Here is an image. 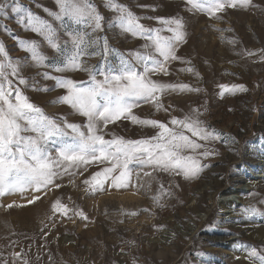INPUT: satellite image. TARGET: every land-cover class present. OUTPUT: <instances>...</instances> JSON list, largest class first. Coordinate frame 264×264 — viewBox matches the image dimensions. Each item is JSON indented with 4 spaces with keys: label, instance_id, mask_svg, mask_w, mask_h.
<instances>
[{
    "label": "rangeland",
    "instance_id": "374dc122",
    "mask_svg": "<svg viewBox=\"0 0 264 264\" xmlns=\"http://www.w3.org/2000/svg\"><path fill=\"white\" fill-rule=\"evenodd\" d=\"M19 2L49 21L61 43L68 39L61 22L44 11H58L56 0ZM118 2L141 17V23L148 27H161L149 17L183 19L186 37L177 54L190 64L172 61L167 65L168 75L153 74L152 78L199 89L164 95L163 103L173 106L167 112H157L150 103L143 102L133 111L141 117L167 122L172 115L182 117L197 109L205 126L221 134V139L207 144L216 154L200 158L208 167L192 179L144 166L132 169L128 187L117 189L106 184L103 190L93 193L86 191L83 180L108 165L92 164L87 170L80 168L74 176L58 177L46 189L0 196V264H22L25 258L29 264H254L252 259H246L247 250L255 247L264 253V237L256 240L247 232L259 230L264 235V218L245 217L242 209L254 205L264 211V177L258 176L264 155V59L260 52L264 50V0H252L253 6L248 8H226L219 14L220 19L190 11L185 0ZM90 3L104 18L103 30L94 36L107 37L113 48L125 54L145 44L143 38L109 27L115 13L106 7V0H90ZM17 19L10 9L0 15V42L13 59L22 61L21 74L28 81L27 87L18 86L46 115L58 122L63 117L83 125L84 118L69 105L55 102L66 90L57 87L56 81L45 78L43 73L75 81H87V73L56 72L48 66L57 63L60 56L43 37L26 30ZM75 27L81 32H91L86 25ZM13 34L23 40L37 41L39 50L48 57L46 65L34 66L30 54L19 46ZM162 34L170 35L166 31ZM229 40L236 43L230 44ZM249 51L254 54L248 56ZM84 59L89 64H98L101 58ZM117 62L113 58V63ZM137 67L143 70L142 66ZM188 67L194 72L180 71ZM220 85H243L246 91H223ZM101 127L106 139H112L115 134L135 140L153 136L157 131L124 119ZM57 183L60 188L55 187ZM246 183L249 186L242 192V201L233 203L231 212L221 213L222 190L219 189H236ZM165 189L172 195L163 194ZM158 193H162L163 207L153 199ZM34 196L39 199L28 203ZM58 198L69 208L82 210L87 219L73 211L66 216L53 213L51 204ZM9 204L13 206L7 207ZM200 213L204 214V220L200 219ZM180 224L184 228L194 225L196 230L191 235L176 232L173 238L164 241V231L173 227L174 231ZM67 237L74 243H68ZM156 238L162 241L151 242ZM235 241L245 245V258L229 247ZM16 252L22 256L15 257ZM201 252L203 256L197 255Z\"/></svg>",
    "mask_w": 264,
    "mask_h": 264
},
{
    "label": "snow or ice",
    "instance_id": "6c2138e0",
    "mask_svg": "<svg viewBox=\"0 0 264 264\" xmlns=\"http://www.w3.org/2000/svg\"><path fill=\"white\" fill-rule=\"evenodd\" d=\"M190 11L207 13L220 19L226 8L252 7V0H185ZM58 11L44 9L55 20L61 22L68 37L59 41L57 30L49 21L42 19L19 0H0V15L10 9L18 17L17 22L26 30L39 34L60 56L57 63L48 65L56 72L81 71L88 75L87 81H75L64 76L45 78L56 81V86L66 94L56 98L57 103L69 105L84 118V124L69 122L66 118L48 116L32 103L18 85L27 87L28 81L21 74L22 61L13 59L0 42V196L6 193H23L27 189L40 191L55 183L58 177L75 175L80 168L87 170L92 164L108 166L95 171L83 180L87 192L103 190L105 185L117 189L129 186L133 168L148 166L154 170L192 179L208 167L201 157L216 154L208 142L221 139L216 130H209L199 119L197 109L182 117L170 116L167 122L141 117L133 111L141 102L150 103L155 111L167 112L172 105H165L162 97L168 93L199 91L185 83H169L153 79V74L168 75L167 65L172 61H183L177 48L184 42L186 32L182 18L149 17L161 27H148L141 17L133 13L118 0H106V7L115 13L109 27L140 37L145 44L127 54L113 48L103 36H94L103 30L104 18L96 11L90 0H56ZM141 7H149L142 5ZM77 25H86L91 32H81ZM7 30V27H5ZM170 35H163V32ZM19 46L30 54L34 66L43 67L48 57L39 50L35 40L15 37ZM94 37V38H93ZM235 44V40H229ZM264 59V50H260ZM248 56L254 53L247 52ZM98 56V64H89L84 57ZM113 58L118 62L113 63ZM189 63V61H183ZM142 66L143 70H138ZM180 71L194 72L191 67ZM198 75V74H197ZM14 80L16 83H14ZM223 91H246L243 85H220ZM48 90V89H45ZM195 113V115H193ZM121 119L130 120L141 127L157 129L156 134L140 139H125L113 134L106 139L103 128ZM190 133L191 135H187ZM203 142V143H201ZM54 153V154H53ZM149 175V173H145ZM60 188V184H55ZM161 194L153 197L160 206ZM163 194L171 196L170 190ZM39 199L34 196L32 203ZM9 204L7 207L11 208ZM53 213L75 215L87 219L83 211L69 208L58 198L51 204ZM245 217L264 218V211L254 205L242 209ZM155 227L164 228V225ZM203 256L204 253H197ZM19 258L21 252L14 253ZM246 259L264 264V253L249 247ZM22 264H29L25 258Z\"/></svg>",
    "mask_w": 264,
    "mask_h": 264
},
{
    "label": "bare ground",
    "instance_id": "6f19581e",
    "mask_svg": "<svg viewBox=\"0 0 264 264\" xmlns=\"http://www.w3.org/2000/svg\"><path fill=\"white\" fill-rule=\"evenodd\" d=\"M260 163H262V164H261V168H260V171H259L260 172V175H258V176L264 177V155H263V159L260 160ZM253 181H251V182L249 181L250 182L249 184L253 183ZM249 184L246 183V184H244L241 187H238L236 189H229V190H226V191H224V189H219L220 192L222 190V192L220 194V196H221V199H220V204H221L220 205V210H221V213L231 212L230 211V207L232 206V204L233 203H238V202H241L242 201V192L247 189V187L249 186ZM217 186L220 187L221 184L218 182L217 183ZM200 214H201V218L200 219H203L204 220L205 219L204 218L205 217L204 214H202V213H200ZM175 228L176 229H174V231H172V229H168V230H165L164 231V233H165V234H163V236H164V239L163 240L164 241L168 240L176 232H178L181 235H191L196 230V227L194 225H189L187 228H184L180 224V225L175 226ZM247 233L249 234V236L251 238H255L256 240L263 239V237H264L263 232H261L259 230H248ZM160 241H162V238H156L155 240L152 239L151 242L158 243ZM67 242L70 243V244H73L74 243V241L70 237H67ZM228 245H229V247L231 246L230 248L240 258L241 257L245 258V256H246V248H245V245L244 244L235 241L234 243H231V244L229 243Z\"/></svg>",
    "mask_w": 264,
    "mask_h": 264
}]
</instances>
